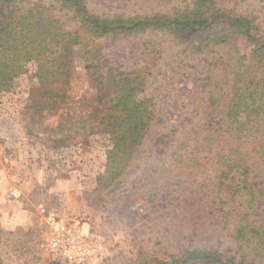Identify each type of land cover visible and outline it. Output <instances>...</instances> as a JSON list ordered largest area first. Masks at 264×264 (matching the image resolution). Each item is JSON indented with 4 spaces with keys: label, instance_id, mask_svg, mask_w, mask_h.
Segmentation results:
<instances>
[{
    "label": "rangeland",
    "instance_id": "374dc122",
    "mask_svg": "<svg viewBox=\"0 0 264 264\" xmlns=\"http://www.w3.org/2000/svg\"><path fill=\"white\" fill-rule=\"evenodd\" d=\"M202 2L0 0L3 23L16 17L18 31L25 29L18 35L47 36L37 60L0 42V264H67L52 248L42 207L75 233L86 264L241 261L229 222L236 197L219 192L221 179L182 177L175 160L206 128L224 53L214 38L236 33L227 19H248L256 39H242V85L252 91L261 77L252 51L264 45V0H208L212 29L170 32L183 21L178 15L197 13ZM36 21L44 25L34 31ZM200 42L205 50L197 52ZM130 86L128 104H150L148 125L136 130L119 104ZM207 193L216 198L208 217ZM255 206L263 216L264 195Z\"/></svg>",
    "mask_w": 264,
    "mask_h": 264
},
{
    "label": "trees",
    "instance_id": "16d2710c",
    "mask_svg": "<svg viewBox=\"0 0 264 264\" xmlns=\"http://www.w3.org/2000/svg\"><path fill=\"white\" fill-rule=\"evenodd\" d=\"M213 16L214 8L208 5V0H203L197 13L178 15L177 20L183 21L174 23L170 32L189 33L191 36L197 30L212 29L216 20ZM227 21L229 24L225 26L235 29L236 33L230 35L229 32H224L214 38L217 44L224 45V53L221 55L219 72L213 83L214 93L210 94L206 104L205 114L208 118L206 128L199 137L190 141V148L186 143L183 144V154L176 156L175 168L182 177L183 172L190 177L196 172L197 181L221 179L226 186L219 192L233 194L236 197L238 207L229 222L234 224L233 233L244 254L240 262L220 260L217 264H264V215L260 216L255 208L257 199L264 195V71L252 91L242 85L247 62V58L241 55L242 39L249 40L254 35L250 34L251 25L248 19L240 23L230 19ZM37 24L44 25L36 21L32 30H37L39 27ZM18 25L16 17L8 24H4L0 16V42L7 41L9 44L7 49L14 54L21 51L27 59L37 60L40 54L42 56L41 52L47 36L36 33L26 39L25 35H18L25 30L18 31ZM158 26L159 24L153 23L148 27L156 29ZM191 45L193 46L194 43L191 42ZM203 46L204 43L200 42L196 51H204ZM192 49L193 47L190 50ZM252 57L257 60V66L261 63L264 65V45L259 48L254 47ZM135 91L136 87L130 86L128 95L119 99V104L122 103L124 106L123 112H128L130 121L134 119L136 121L133 124L134 130L138 127L137 123L144 127L150 121L148 101L139 106L138 103L128 104V101L135 96ZM142 106L143 112L138 114ZM106 117L107 115L103 118ZM110 118L114 121L112 124L114 127H121L122 122L118 123L117 117L112 115ZM129 132L134 136L133 143H136L137 137L134 131ZM118 133L114 131V134ZM127 136V132H124L122 136L116 137V146H120L121 139H127ZM202 194L197 192L200 197H203ZM209 194L207 193V199L211 198L207 200V217L212 215L216 203V198ZM220 196L218 194L217 199ZM187 204L190 205L189 199ZM202 259L206 263L216 264L209 255H203Z\"/></svg>",
    "mask_w": 264,
    "mask_h": 264
},
{
    "label": "built area",
    "instance_id": "2783aa9c",
    "mask_svg": "<svg viewBox=\"0 0 264 264\" xmlns=\"http://www.w3.org/2000/svg\"><path fill=\"white\" fill-rule=\"evenodd\" d=\"M42 214L51 223V230L54 233L52 248L63 258L67 264H86L88 261L87 249L79 241L75 233L67 225L57 220L53 211L42 207Z\"/></svg>",
    "mask_w": 264,
    "mask_h": 264
}]
</instances>
